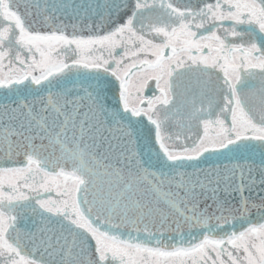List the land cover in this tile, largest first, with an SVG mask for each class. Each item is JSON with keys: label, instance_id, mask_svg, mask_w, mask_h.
Masks as SVG:
<instances>
[{"label": "snow or ice", "instance_id": "snow-or-ice-1", "mask_svg": "<svg viewBox=\"0 0 264 264\" xmlns=\"http://www.w3.org/2000/svg\"><path fill=\"white\" fill-rule=\"evenodd\" d=\"M0 264H264V0H0Z\"/></svg>", "mask_w": 264, "mask_h": 264}]
</instances>
